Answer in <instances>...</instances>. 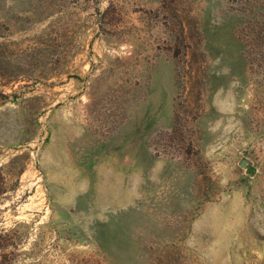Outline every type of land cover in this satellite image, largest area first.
<instances>
[{"label": "rangeland", "instance_id": "rangeland-1", "mask_svg": "<svg viewBox=\"0 0 264 264\" xmlns=\"http://www.w3.org/2000/svg\"><path fill=\"white\" fill-rule=\"evenodd\" d=\"M0 264H264V0H0Z\"/></svg>", "mask_w": 264, "mask_h": 264}]
</instances>
